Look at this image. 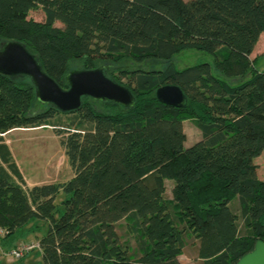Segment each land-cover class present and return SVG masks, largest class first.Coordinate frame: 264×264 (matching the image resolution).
Wrapping results in <instances>:
<instances>
[{"label":"trees","instance_id":"1","mask_svg":"<svg viewBox=\"0 0 264 264\" xmlns=\"http://www.w3.org/2000/svg\"><path fill=\"white\" fill-rule=\"evenodd\" d=\"M38 9L42 21L29 16ZM262 34L264 0H0V43L21 44L60 87L71 71L103 67L133 96L128 107L83 98L63 114L36 100L30 78L0 74V245L44 231L42 264H181L183 246L203 264H236L264 242L254 163L264 155V70L251 58ZM184 51L212 62L178 69L171 61ZM166 85L180 88L183 107L157 101ZM56 115L73 117L54 130L73 176L24 188L2 135ZM188 120L200 132L190 146ZM122 220L135 248L117 232Z\"/></svg>","mask_w":264,"mask_h":264},{"label":"rangeland","instance_id":"2","mask_svg":"<svg viewBox=\"0 0 264 264\" xmlns=\"http://www.w3.org/2000/svg\"><path fill=\"white\" fill-rule=\"evenodd\" d=\"M187 1V0H184ZM30 18L35 21H42L44 19L41 10L31 11L29 14ZM55 26L61 27L60 23H55ZM254 58L257 59L255 62V68L257 70H264V34L259 39L257 48L253 54ZM178 69H183L188 66H192L202 62L211 63V56L196 52V51H184L175 56L171 61ZM122 67L125 65H120ZM165 63H151L145 64L142 67L145 69L165 67ZM75 69H80L81 65L74 66ZM116 68H114L115 70ZM128 71V70H127ZM118 72L114 71V75ZM123 82L126 80L122 78ZM73 121V117L70 115H56L50 122L51 126H42L41 129H30L28 131L15 132L6 137L9 140V146L14 155L13 160L17 162L21 169L23 179L25 178L24 188L44 185V184H59L66 182L72 177V170L69 166L63 147L61 146V137H57L54 134V130H65L70 127V123ZM184 131L186 134V146H190L194 142L200 139V132L195 127L194 122L185 121L183 123ZM5 140V138H4ZM254 163L257 165V176L262 179L264 176V155L256 158ZM35 183V185L30 184ZM166 191L163 195L164 200L171 199V183L165 181ZM65 196L60 194L57 197L56 202L60 203ZM234 207V203L232 204ZM29 228V227H28ZM27 228V229H28ZM117 232L121 237L122 242L127 243L130 247L135 248V235L131 233L126 220H122L117 225ZM42 231L41 234H43ZM37 234L31 233L24 239H18L11 243L9 247L5 248L0 245V264H42L41 256L39 255L40 250H33L31 253L26 255L21 260H15L8 256L6 253L8 249L16 247L21 243L34 244L37 243ZM182 255L179 257L181 264H203L202 261L197 260L195 252L189 247H182Z\"/></svg>","mask_w":264,"mask_h":264},{"label":"water","instance_id":"3","mask_svg":"<svg viewBox=\"0 0 264 264\" xmlns=\"http://www.w3.org/2000/svg\"><path fill=\"white\" fill-rule=\"evenodd\" d=\"M0 74L30 78L35 88L36 100L63 114L78 111L83 98L112 102L124 107L133 104L131 92L107 78L103 67L69 72L66 76L68 88L63 89L44 73L36 57L16 42L0 43ZM155 97L158 102L174 108L183 107L186 99L180 88L174 85L160 87L156 90ZM236 264H264V242L257 241L253 250Z\"/></svg>","mask_w":264,"mask_h":264},{"label":"built area","instance_id":"4","mask_svg":"<svg viewBox=\"0 0 264 264\" xmlns=\"http://www.w3.org/2000/svg\"><path fill=\"white\" fill-rule=\"evenodd\" d=\"M6 234V230L0 227V240L5 237ZM35 249L40 250L38 242L34 244L21 243L20 245L9 249L6 254L15 260H21Z\"/></svg>","mask_w":264,"mask_h":264},{"label":"crops","instance_id":"5","mask_svg":"<svg viewBox=\"0 0 264 264\" xmlns=\"http://www.w3.org/2000/svg\"><path fill=\"white\" fill-rule=\"evenodd\" d=\"M262 36V35H261ZM260 36V37H261ZM260 39V38H259ZM259 42V41H258ZM257 45H258V43L256 44V46H255V48H254V51H253V53H252V55H251V58L253 59L254 57V52H255V49L257 48ZM35 129H41V128H35ZM28 130H30V129H14V130H11V131H9V132H7L6 134H4V135H2V137H3V140H4V138H5V140H4V143L8 146V148H9V150H10V152H11V155H12V158H14V155H13V153H12V150H11V148H10V146H9V143H10V141L9 140H6V137L5 136H8V135H10V134H13V133H15V132H22V131H28ZM186 141H187V139H186ZM15 160V159H14ZM67 161H68V159H67ZM16 164H18L17 162H16ZM18 166V165H17ZM18 168H19V166H18ZM21 169L19 168V171H20ZM21 172V171H20ZM72 176H73V173H72ZM23 177V176H22ZM24 180H25V178H24ZM26 181V180H25ZM68 181V180H67ZM170 182V181H169ZM64 183V182H63ZM171 183V185H172V182H170ZM30 184H32V185H35V183H33V182H30ZM49 184V183H48ZM50 184H54V183H50ZM61 184V183H60ZM40 236H41V234H37V238H40Z\"/></svg>","mask_w":264,"mask_h":264}]
</instances>
